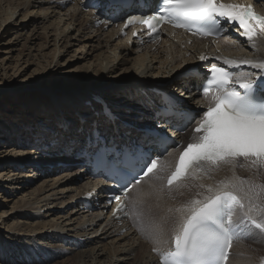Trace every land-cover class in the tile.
Listing matches in <instances>:
<instances>
[{"label":"bare ground","instance_id":"1","mask_svg":"<svg viewBox=\"0 0 264 264\" xmlns=\"http://www.w3.org/2000/svg\"><path fill=\"white\" fill-rule=\"evenodd\" d=\"M79 2L0 0V35L9 37L0 48L5 54L0 71L21 74L36 65L32 74L41 78L33 82L36 106L22 113L9 110L12 118L16 116L10 129L0 121V133H4L0 137V264H44L59 257V250L74 253L75 264H158L153 249L160 245L151 238L152 229L159 226L164 239H169L181 205L203 199L210 194L208 186L215 190L224 181L247 206L250 186L264 185V167L236 160L218 167L203 162L182 181L166 187L178 152L170 150L160 160L163 171L158 168L127 195L129 219H110L105 192L110 183L94 176L88 161L80 165L85 160L76 155L78 150L82 155L91 153L87 142L96 119L93 112L103 105L115 114L119 131L103 121L100 130L115 137L119 146L134 140L149 147L150 137L144 130L165 126L160 112L168 107L164 94L183 108L198 110L195 97L200 80L194 70L201 72L200 66L195 67L206 43L191 39L189 44L179 33L159 43L131 41L113 24H96L94 11L81 10ZM16 46L20 49L12 55ZM216 49L221 63L264 60V37L256 39V47L227 38ZM64 55L82 63L72 71L74 80L63 84L54 80L60 85L46 86ZM40 64L44 69L38 73ZM244 69L256 71L248 65ZM173 75L178 82L171 88ZM4 92L18 99L25 95L20 87ZM85 118L88 126L82 128ZM158 173L164 177L160 187ZM227 264H264V237L233 243Z\"/></svg>","mask_w":264,"mask_h":264},{"label":"snow or ice","instance_id":"2","mask_svg":"<svg viewBox=\"0 0 264 264\" xmlns=\"http://www.w3.org/2000/svg\"><path fill=\"white\" fill-rule=\"evenodd\" d=\"M126 3L127 0H100L97 6L116 15ZM153 6L155 11L151 14L128 15L124 27L141 24L151 33H157L161 24L170 23L193 34L220 35L238 26L252 47H256L258 37H264V15L257 14L251 4L224 3L223 0H144L145 8ZM199 59L204 61L207 57L201 55ZM223 64L235 68L248 65L256 72L237 75L228 68L211 65L200 86L204 97L212 94L211 103L194 130L198 134L195 142L180 152L175 171L167 179L169 186L203 162L218 167L221 163L233 164L238 158H244L254 167H264V60L225 59ZM173 108L185 125L196 120L189 109L178 104H173ZM93 116L96 119L87 143L91 154L112 179L122 184H139L142 177L154 170L163 171V166L158 165L160 155L153 157L151 151L141 146L120 147L115 137L101 132L100 121L119 131L118 118L110 108L101 105ZM87 126L88 120L82 119L81 127ZM150 135L156 145L168 143L169 138L162 133ZM229 187L224 181L215 190L208 186L209 195L189 200L177 208L179 216L168 233L169 239H164L165 233L159 226L152 229L151 238L160 245L153 251L160 256L161 264H227L233 241L264 237V185L250 186L246 192L247 206ZM130 190L125 188V196ZM117 211H123V206ZM138 230L144 234L139 224Z\"/></svg>","mask_w":264,"mask_h":264},{"label":"rangeland","instance_id":"3","mask_svg":"<svg viewBox=\"0 0 264 264\" xmlns=\"http://www.w3.org/2000/svg\"><path fill=\"white\" fill-rule=\"evenodd\" d=\"M8 39H9V37L6 34H5V36L0 35V48H3L5 46L4 43H6L8 41ZM15 49L16 50L14 51V54H12V55H15L17 53V51H18L17 49H20V46H16ZM4 55L5 54L3 53V50L0 49V58ZM47 57H49V56H47ZM59 59H60L59 62H61V64L64 62H67V60H71V61H70V64H67V66H64V67H63V65L60 64L59 65V67H60L59 71L54 72L53 74H51V76H49V77H51L49 82H47V83H46V81L44 82V84L46 86H51V87L53 86L54 87V86L60 85V84H56V82L54 80L62 81L61 84L66 82L65 81L66 79L74 80L72 78H74L76 76V74H73V73H76V72L72 73V71L74 69H77L78 66H80L82 64V63L78 62L77 60L75 61V60L71 59L70 55H64ZM36 67H37L36 65L35 66L33 65L31 68H29V70L24 71L21 74H20V71L15 73L11 69L6 70L5 74L3 73V70L0 71V115H1L0 121H2L3 124L8 126V129H10L11 123L14 124V122H16V116L14 118H12L13 114L10 116L9 110H12V109L15 111L20 110L22 113L23 111H26L28 108L36 106V103H37L36 100H38V95L36 94L37 89L36 88L33 89L34 88L33 82L34 81H40L41 82V78L38 75L34 76L35 74H32V73H34L33 70H35ZM39 67L40 68L38 69L39 70L38 73L40 72L41 69H44V65L40 64ZM62 74H64V75H62ZM174 75L171 76V78H173L172 80H174V83H172V80L169 79V80H171V84H170L171 88L175 84H177V82H178V78L174 77ZM58 79H61V80H58ZM169 80H167V83H166L167 85L169 83L168 82ZM58 83H60V82H58ZM36 84H38V82ZM14 87L15 88L20 87L21 91H23L25 95L20 96L19 97L20 99H18V98H14V97H12V95H9V94L4 92L5 89L9 90V89H12ZM168 87H169V85H168ZM7 88H9V89H7ZM177 89H178V87H176L175 92L178 94V97L179 96L182 97L183 94L180 95L181 92L178 91L179 89L178 90ZM6 115H8V116H6ZM3 134L0 133V137L3 136ZM0 145H3V142H1ZM7 146H9V145H7ZM32 166L37 167L35 165H32ZM157 177H158V181H159V184H157V185H158V187H160V186H162V182L164 180V177L160 176V173L157 174ZM27 182L30 183V181H27ZM130 208L132 209V206H130ZM59 251L61 254L59 257H55V258H51L49 260H46V261H44V264H75L74 253L63 254L62 250H59ZM130 257H132V256H130ZM2 264H5V263H2Z\"/></svg>","mask_w":264,"mask_h":264}]
</instances>
